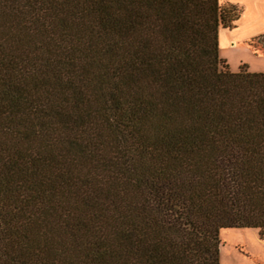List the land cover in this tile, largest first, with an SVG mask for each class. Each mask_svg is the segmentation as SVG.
I'll list each match as a JSON object with an SVG mask.
<instances>
[{
	"label": "trees",
	"instance_id": "16d2710c",
	"mask_svg": "<svg viewBox=\"0 0 264 264\" xmlns=\"http://www.w3.org/2000/svg\"><path fill=\"white\" fill-rule=\"evenodd\" d=\"M239 13L0 0V264H217L219 229L264 240V72L216 53Z\"/></svg>",
	"mask_w": 264,
	"mask_h": 264
},
{
	"label": "rangeland",
	"instance_id": "374dc122",
	"mask_svg": "<svg viewBox=\"0 0 264 264\" xmlns=\"http://www.w3.org/2000/svg\"><path fill=\"white\" fill-rule=\"evenodd\" d=\"M217 1L234 4L240 9L238 17L241 18L246 0ZM244 18L245 16L241 18L240 23ZM234 25L235 22L228 31L232 30ZM251 38L227 41L226 36L218 30L216 37L217 58L224 62L229 72H235L241 64L248 72H264V36L256 40H251ZM249 42L253 47L247 45ZM217 241V264H264V240L257 239L255 229H219Z\"/></svg>",
	"mask_w": 264,
	"mask_h": 264
},
{
	"label": "crops",
	"instance_id": "0c3cea01",
	"mask_svg": "<svg viewBox=\"0 0 264 264\" xmlns=\"http://www.w3.org/2000/svg\"><path fill=\"white\" fill-rule=\"evenodd\" d=\"M243 16L245 18L240 23ZM241 18L238 17L235 20L232 30L217 28L216 37L218 30L226 36L227 41L264 34V0H246Z\"/></svg>",
	"mask_w": 264,
	"mask_h": 264
}]
</instances>
